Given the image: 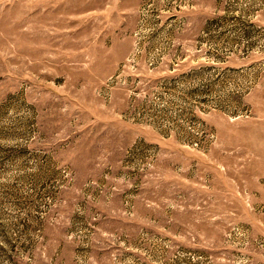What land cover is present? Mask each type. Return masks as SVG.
I'll list each match as a JSON object with an SVG mask.
<instances>
[{"label":"rangeland","instance_id":"obj_1","mask_svg":"<svg viewBox=\"0 0 264 264\" xmlns=\"http://www.w3.org/2000/svg\"><path fill=\"white\" fill-rule=\"evenodd\" d=\"M0 264H264V0H0Z\"/></svg>","mask_w":264,"mask_h":264}]
</instances>
